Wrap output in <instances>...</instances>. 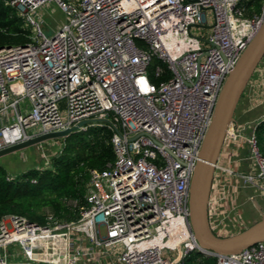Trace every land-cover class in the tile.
I'll list each match as a JSON object with an SVG mask.
<instances>
[{"label": "built area", "instance_id": "2783aa9c", "mask_svg": "<svg viewBox=\"0 0 264 264\" xmlns=\"http://www.w3.org/2000/svg\"><path fill=\"white\" fill-rule=\"evenodd\" d=\"M245 1L0 0L31 32L27 44L0 49V150L85 122L77 132L109 130L114 154L104 170L89 171L75 221L2 218L0 264H183L203 254L188 188L222 85L264 21V3L248 16ZM47 3L67 17L50 37L35 18ZM260 121L247 138L255 171L238 176L264 197ZM227 137H238L233 123ZM222 173L233 172L217 163L213 182ZM213 202L210 194L208 217ZM209 225L225 236L222 221ZM11 247L23 262H13ZM211 257L264 264V243Z\"/></svg>", "mask_w": 264, "mask_h": 264}, {"label": "trees", "instance_id": "16d2710c", "mask_svg": "<svg viewBox=\"0 0 264 264\" xmlns=\"http://www.w3.org/2000/svg\"><path fill=\"white\" fill-rule=\"evenodd\" d=\"M263 3L264 0H246L247 15L259 13ZM30 35V29L16 11L0 2V49L25 45ZM151 70L152 67L149 72ZM167 78L166 75L156 80L150 76L154 84ZM254 133L264 157V120L259 122ZM110 138L111 132L105 128L75 132L62 141L61 151L50 158L48 167H34L12 175L0 165V221L7 216H20L44 225L48 214L60 221H75L78 205H84L89 171H102L114 160ZM75 202L77 207H74ZM183 264L217 263L214 257L193 252Z\"/></svg>", "mask_w": 264, "mask_h": 264}, {"label": "water", "instance_id": "95a60500", "mask_svg": "<svg viewBox=\"0 0 264 264\" xmlns=\"http://www.w3.org/2000/svg\"><path fill=\"white\" fill-rule=\"evenodd\" d=\"M263 59L264 21L222 85L210 126L200 145L198 161L193 169L188 188V221L199 249L206 256L237 255L255 244L264 243V214L242 231L223 237L214 234L210 228L208 217L215 166L220 158L228 128L234 122L238 103ZM84 124L85 122H81L65 131L41 134L6 147L0 150V158L46 141L62 142L70 134L77 132Z\"/></svg>", "mask_w": 264, "mask_h": 264}, {"label": "crops", "instance_id": "0c3cea01", "mask_svg": "<svg viewBox=\"0 0 264 264\" xmlns=\"http://www.w3.org/2000/svg\"><path fill=\"white\" fill-rule=\"evenodd\" d=\"M263 118L264 59L256 68L235 111L233 127L238 137L234 140L226 138L218 160L219 165L233 173L217 174L212 185L211 198L218 202H213L209 207V220L222 221L226 228L225 236L240 232V229L255 223L264 214V197H261L257 190L247 188L238 176L249 175L255 171L253 163L248 158L247 138L251 133V126ZM10 162L15 164L14 169L10 167ZM26 162L27 160L18 152L0 158V165L12 175L27 170ZM221 198L223 199L220 200ZM57 250L61 253L56 256L59 262H62L65 255L64 247H57Z\"/></svg>", "mask_w": 264, "mask_h": 264}, {"label": "rangeland", "instance_id": "374dc122", "mask_svg": "<svg viewBox=\"0 0 264 264\" xmlns=\"http://www.w3.org/2000/svg\"><path fill=\"white\" fill-rule=\"evenodd\" d=\"M71 1V0H68ZM38 16H35L36 20L39 22L40 28L42 29L43 33L50 37L53 35V33L67 22V17L64 13H62L57 6L54 3H47L45 4L41 9L38 10ZM56 28V29H55ZM203 32L207 33L208 30H204ZM88 129H95L94 128H88ZM87 129V130H88ZM35 131L29 130L28 133L30 135L34 134ZM62 142L59 141H46L44 143L29 147L27 149H24L20 152L21 156L24 157L26 162V169H32L34 167H47L50 165L49 160L54 155L58 154L62 149ZM25 162V161H24ZM10 167L14 169L13 162L9 163ZM19 173H16V175ZM248 226H245L244 228L240 229L239 231H242ZM230 235V234H228ZM11 253L14 256L13 262H23V256L21 254L20 249L17 248H10ZM42 264H46L45 262H42Z\"/></svg>", "mask_w": 264, "mask_h": 264}]
</instances>
